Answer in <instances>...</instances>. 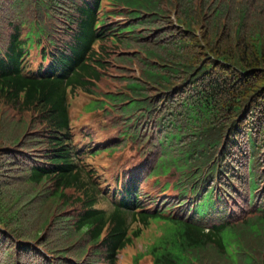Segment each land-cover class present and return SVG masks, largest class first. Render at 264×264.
<instances>
[{
	"label": "trees",
	"instance_id": "obj_1",
	"mask_svg": "<svg viewBox=\"0 0 264 264\" xmlns=\"http://www.w3.org/2000/svg\"><path fill=\"white\" fill-rule=\"evenodd\" d=\"M156 229L128 264H264V0H0V264Z\"/></svg>",
	"mask_w": 264,
	"mask_h": 264
},
{
	"label": "rangeland",
	"instance_id": "obj_2",
	"mask_svg": "<svg viewBox=\"0 0 264 264\" xmlns=\"http://www.w3.org/2000/svg\"><path fill=\"white\" fill-rule=\"evenodd\" d=\"M81 97H78L76 101L72 102V113H74L75 118L77 119V138H78V150H79V154L80 156L82 155V152L86 149L87 147V143L89 141V136L86 135V128L87 127H95L97 125V121L95 120H90V117H87L86 114L88 112H92L94 111V108L92 107L93 104L92 103H85L84 105L82 104H78V102L81 101ZM74 122V119H73ZM102 157H99V160L102 161ZM115 161L110 162L108 164H106V169L110 166L114 169V167L116 166L117 160L118 158L114 159ZM109 178H112L111 174H106ZM111 186H113V182H110ZM110 204V201L107 200L106 198H101L100 201L97 203L96 207L99 208H108ZM160 230H162L160 228ZM159 231H154V230H150L149 232L147 231L146 233L142 234L138 239L135 240L136 244L133 248H131L128 252V254L124 255L123 257V261H126V259L128 258V260L133 261V257L134 254L133 252L135 251V248H139L140 249V245L142 249H146L147 244L150 242L151 239H153L155 237V235L158 233ZM141 251V250H140ZM130 253V254H129ZM122 261V262H123ZM129 261H126L127 263H129ZM134 262V261H133Z\"/></svg>",
	"mask_w": 264,
	"mask_h": 264
}]
</instances>
